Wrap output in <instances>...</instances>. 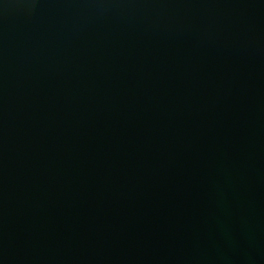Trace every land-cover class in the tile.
<instances>
[{
  "label": "water",
  "instance_id": "obj_1",
  "mask_svg": "<svg viewBox=\"0 0 264 264\" xmlns=\"http://www.w3.org/2000/svg\"><path fill=\"white\" fill-rule=\"evenodd\" d=\"M0 264H264V0H0Z\"/></svg>",
  "mask_w": 264,
  "mask_h": 264
}]
</instances>
